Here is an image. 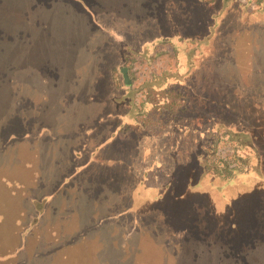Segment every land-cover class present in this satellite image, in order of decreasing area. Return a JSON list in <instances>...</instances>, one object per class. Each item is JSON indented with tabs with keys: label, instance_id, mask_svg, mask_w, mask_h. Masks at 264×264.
I'll return each instance as SVG.
<instances>
[{
	"label": "rangeland",
	"instance_id": "rangeland-1",
	"mask_svg": "<svg viewBox=\"0 0 264 264\" xmlns=\"http://www.w3.org/2000/svg\"><path fill=\"white\" fill-rule=\"evenodd\" d=\"M249 1L0 0V264H264V141L242 139L249 164L228 179L204 171L199 149L209 128L264 129V0ZM124 49L150 59L125 51L124 63ZM142 85L136 103L173 96L194 129L172 194L189 168L210 195L167 196L136 217L104 198L117 185L75 172L84 128ZM219 136L218 158L244 157ZM220 194L233 198L221 212Z\"/></svg>",
	"mask_w": 264,
	"mask_h": 264
},
{
	"label": "crops",
	"instance_id": "crops-1",
	"mask_svg": "<svg viewBox=\"0 0 264 264\" xmlns=\"http://www.w3.org/2000/svg\"><path fill=\"white\" fill-rule=\"evenodd\" d=\"M112 104L111 110L99 113L93 118L92 126L84 128V150L76 157L82 161L75 173L104 177L107 182L117 185L116 190L106 187L111 196L104 198L124 199L130 203L122 209L120 205L121 210H117L116 214L138 217L150 211L145 207L154 206L166 196L181 199L184 193H210L208 183L200 176L194 177V171L189 168L181 178V192L174 196L170 191L169 185L179 181L176 178L177 170L189 167V162L194 159L193 151H186L184 147L185 137L189 133L194 134L189 124L183 120L180 123L177 119L173 122L169 120V123L158 113H131L124 101ZM258 155L257 162L262 171L264 157ZM262 173L257 184L264 186V171ZM121 177L129 178L130 182H121ZM233 181L230 186L226 185L227 188H231ZM216 192L218 187L213 189V195ZM232 201L233 198L220 194V200L213 204L221 212Z\"/></svg>",
	"mask_w": 264,
	"mask_h": 264
},
{
	"label": "trees",
	"instance_id": "trees-1",
	"mask_svg": "<svg viewBox=\"0 0 264 264\" xmlns=\"http://www.w3.org/2000/svg\"><path fill=\"white\" fill-rule=\"evenodd\" d=\"M249 2L250 1L247 0V3H249ZM148 50L149 49H147V51ZM125 51H128V53H127L128 57L127 58L129 59L128 60L129 63L133 62V59H130V58L142 59V60L150 59L148 57H150L151 53L147 54V53H143L144 51H139V50H135V49H133V50L132 49H124L123 50V59H122V60H124L123 61L124 63L126 62V59H127L124 56V52ZM153 80H154V78L152 79V81ZM154 83L157 84L158 87H160L157 91L164 90V88H162V86H160L161 83H162L160 81V78H158V80L155 81ZM128 86H127L126 89H123V91L120 94V98H121L122 101L127 103L126 105H129V112H131V113L133 112V113H137V114H141V115L142 114H146L147 112H149V113L152 112L154 114L158 113V114H161L160 116H161L162 119L164 118L168 122H169V120H170V122L175 121L176 116L178 115L177 112L179 113V111H177V112L173 111L174 110L173 106H174V104L177 103V102H175L176 98H173V96H168V95L164 96L163 94L160 95V93L158 94V92H157L158 96H160V98L162 99V103L156 105V103L147 100L148 92L145 90L144 92L147 94V96L145 95L140 103H136L135 94L138 93V92L143 91L144 90V86L143 85L140 86L137 90L136 89L132 90ZM148 87L149 88H147V89H149V90H152V89L156 90L155 88L151 87V85L148 86ZM182 99L183 98H180V101H178L179 104H180V102L185 104V102ZM151 105H153V106H151ZM181 106H184V105L180 104L178 110H180V109L182 110ZM221 132H223L227 137H229L231 139V142L233 141L236 144V146H237L236 150H238L239 152L242 153L243 152L242 150L250 148L249 144H243L244 142H242V139L247 138L249 140V142L251 143V145L255 144V142L258 141V140H262V143H263V141H264V129L263 128H259V127H255V128H253V130L251 132L252 135L250 134V132H248L246 134V133H243L242 131L241 132H237V131L230 130V129H223V131H220V130H217V129L213 130L211 128L205 130L202 133L201 136H204V137H202V140H201L200 145H199V149L202 150L203 153H204L203 156L201 155L202 164H203L202 167H203L204 171H207V169H212L214 171H219L221 173L225 172L227 174V179H228L229 176L231 178L235 172L243 173L246 170V167L249 164V163L246 164V159L248 161L249 155H248V153H244V152L242 154L243 155L245 154L247 157L244 155L243 158H240L239 155H236L237 157L235 159H233L234 161H236V163H234L233 161L227 162L226 160H223L220 157L218 158L217 142H218V139L220 137L219 135H220ZM217 159H218V164L216 166H210L209 165V163L213 162V160H214V163H215ZM206 162H208V164ZM220 166H221V168H220ZM221 176H223V174H221ZM227 179H225V180H227ZM176 183L177 182H173L172 184H170V191L174 190V189H171V188H173V185L176 184ZM175 192H178V191L175 190ZM166 198H167V196L162 201H164ZM170 199L174 200V201L178 200V199H176L175 197H172V196L170 197ZM122 207H124V205H122Z\"/></svg>",
	"mask_w": 264,
	"mask_h": 264
},
{
	"label": "water",
	"instance_id": "water-1",
	"mask_svg": "<svg viewBox=\"0 0 264 264\" xmlns=\"http://www.w3.org/2000/svg\"><path fill=\"white\" fill-rule=\"evenodd\" d=\"M124 76H125V78H126V74H125V72H124ZM126 83L128 84V81L126 80Z\"/></svg>",
	"mask_w": 264,
	"mask_h": 264
}]
</instances>
